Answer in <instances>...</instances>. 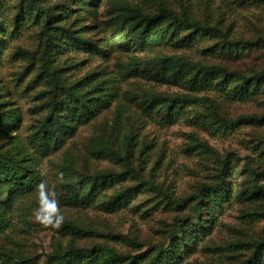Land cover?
<instances>
[{"label":"rangeland","instance_id":"obj_1","mask_svg":"<svg viewBox=\"0 0 264 264\" xmlns=\"http://www.w3.org/2000/svg\"><path fill=\"white\" fill-rule=\"evenodd\" d=\"M42 1L55 8L53 23L69 27L81 40L64 35L51 40L44 22L21 11V0H0V116L10 118L0 134V154L19 150L17 160L25 166L28 157L36 175L24 194H0V264L21 258L48 264L51 251L71 244L104 243L119 254L138 256L155 245L179 244L175 232L187 235L189 225L180 227L176 218L191 216L198 230L195 240L175 250L173 263L243 264L253 251L250 244L264 240V79L247 98L236 93L231 79L191 91L178 78L187 64L165 69L155 57L184 55L197 66L220 65L237 79L238 73L256 75L264 70V0ZM162 3L217 26L236 47L219 48L221 33L196 36L182 47L175 40H137L119 7L157 14ZM169 22L161 20L165 27ZM82 40L88 45L80 46ZM44 59L65 85L92 81L79 89L89 102L85 121L70 123L62 113L65 139L51 149L35 136L52 112L54 85L43 71ZM150 94L191 99L174 120L167 102L151 106ZM67 98L58 90L59 110ZM214 113L243 120L228 129L219 120L212 126ZM224 169L227 200L215 206L204 199L201 214L194 213L198 197L185 208L177 206L201 193L204 183H218ZM252 171L262 176L255 181ZM102 172L111 173L115 183L89 194ZM75 183L80 189L76 198ZM125 191L126 201L116 202L115 195ZM47 217L74 222L88 232L73 239Z\"/></svg>","mask_w":264,"mask_h":264},{"label":"trees","instance_id":"obj_2","mask_svg":"<svg viewBox=\"0 0 264 264\" xmlns=\"http://www.w3.org/2000/svg\"><path fill=\"white\" fill-rule=\"evenodd\" d=\"M83 4V3H82ZM55 8H48L44 6L42 0H21V11H28L30 17L34 18L38 22H44L47 26L45 33L49 34V39L58 37L59 35H64L67 38L77 42L76 40H81L80 37L76 36L69 27H65L62 24H54L53 19L57 17V14L54 10ZM119 11L126 17L128 23H130V29L133 32L137 40L143 43L155 44L161 41L175 40L178 44V47H182L191 43L196 36H209L214 37L217 33L223 35V41L219 48L222 50H233L236 45L232 44L222 33V31L215 25L209 23H202L198 20L192 19L185 14L184 8L182 9V14L177 13L175 10L169 8L163 3L160 5V10L157 14H146L140 11L139 9H128L125 6H120ZM35 13V15H34ZM162 19H167L170 22L167 26H163L161 23ZM183 31H189L185 35H181ZM63 33V34H62ZM80 46L88 45L87 41H79ZM157 59V64L167 69L172 67L176 62H182L186 67H181L179 71V80L183 81L185 87L191 91H200V87H205L206 85H211L214 82L227 81L231 79L234 83V90L242 98L252 97L258 92L261 81L264 79V70L258 72L254 76L247 77L238 73L241 79H237L233 72L221 67L220 65H201L197 66L196 64L190 63L184 55H168L161 53L155 57ZM139 64V61L132 63V67L136 68ZM43 71L50 74L51 82L54 87L52 103V112L50 116L44 121L43 126L35 133L38 141L46 149H51L52 147L58 148L59 144L65 139V128L67 120L72 122L85 121V112L89 107L88 100L81 94L80 88L86 86H91L92 81L88 80L87 82L82 83L79 81L73 86H68L62 83L56 74V71L49 67V61L44 59ZM223 72V73H220ZM222 79H220V77ZM218 85V83H217ZM58 90L68 95L67 101L60 103L62 106V111L59 110L58 102L56 101V96ZM202 91V90H201ZM151 97V106H163V103L167 102V109L170 114V118L176 120L182 114V107L185 103L191 99L190 96L182 97H164L163 95L150 94ZM167 99V101H165ZM58 109V112H57ZM67 112V120L62 116V113ZM215 121L212 126L215 125L217 120L218 124L225 126L226 129L230 126H237L239 121H242L243 118L238 120H229L223 116L217 115L214 113ZM9 119H3L0 116V134L6 132L7 123H10ZM217 129L220 127H216ZM36 144V141H34ZM37 145V144H36ZM39 148V146L37 145ZM20 154L19 150L14 149L12 153L7 151L6 153L0 154V194L7 190L11 194L17 196L24 194L26 190L32 189L35 182V172L28 165V157H25L23 160L27 162V165L22 166L17 160L18 155ZM250 160L246 162V166H250ZM226 169H224L223 174H218L220 181L216 184L209 185L203 184L201 187V193L198 195L185 198L180 201L171 199L172 202H176L177 206L180 208H185L190 201V199L198 197V201L194 205V213L201 214L202 208L199 207V204L202 203L204 199L208 203L218 206L222 201L229 198V187L224 184V174ZM264 174V173H263ZM262 176V173L252 171L250 177L257 181V179ZM116 181V178L109 172L99 173L90 184L89 194H96L97 188H103L110 185H113ZM74 198L79 197L78 192L80 191L77 183L73 184ZM255 187L259 188L258 185ZM126 191L117 193L114 197L116 202L122 203L126 197ZM126 201V200H125ZM207 206V205H206ZM214 206V207H215ZM252 213H246L244 216L246 218L252 219ZM47 220L51 223L59 222L61 224V230L67 235L72 236L73 239L77 238L80 235L88 232L83 230L76 223L71 221H62L60 219L54 220L48 218ZM176 221L179 222V226H183L184 223L189 225V232L187 235L182 237H177L176 232L173 236V239H179V244H174L172 241L167 247L164 244L155 245L154 251H146L138 256H131L129 254H119L108 244H94L89 247L79 246L71 244L68 247L58 246L48 255L49 263L48 264H175L173 263L178 259H174L175 250L181 249V244L184 245V249L189 247L190 241L195 240L196 224L192 223V216L184 219L176 218ZM1 223V221H0ZM186 225V226H187ZM250 245L253 246V251L250 255L243 261V264H264V240L254 241ZM33 261V260H32ZM35 261L31 262L30 259H18L17 261H10V259L4 260L2 264H34Z\"/></svg>","mask_w":264,"mask_h":264}]
</instances>
